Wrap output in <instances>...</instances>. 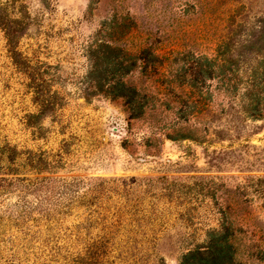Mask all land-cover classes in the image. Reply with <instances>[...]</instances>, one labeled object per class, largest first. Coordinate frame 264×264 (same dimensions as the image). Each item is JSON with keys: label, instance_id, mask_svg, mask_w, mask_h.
<instances>
[{"label": "rangeland", "instance_id": "374dc122", "mask_svg": "<svg viewBox=\"0 0 264 264\" xmlns=\"http://www.w3.org/2000/svg\"><path fill=\"white\" fill-rule=\"evenodd\" d=\"M99 41L161 61L129 74L143 117ZM229 225L264 264V0H0V264H179Z\"/></svg>", "mask_w": 264, "mask_h": 264}, {"label": "trees", "instance_id": "16d2710c", "mask_svg": "<svg viewBox=\"0 0 264 264\" xmlns=\"http://www.w3.org/2000/svg\"><path fill=\"white\" fill-rule=\"evenodd\" d=\"M130 28L131 27L127 26L126 30L129 31ZM112 42L113 41H99L96 45V49L103 55L104 60H106L104 63L106 64V67L104 70H106L112 64V70L105 72L112 75L116 74V72L118 71L117 75H115V78H113L111 81H107L105 84H102V86L106 87V90L102 91L100 89V91L103 92L108 98L121 99L124 102L126 113L128 114L129 119L141 118L145 115L146 112L144 105L140 103V100L142 99L140 97L141 92L137 85H132L130 83L128 78L129 74L134 70H138L140 74H142L143 72H148L150 65L148 64V62L146 63V59L144 57H141V54L145 53L146 49L143 48L138 51V54L132 58L133 64L124 66V63L118 56L114 57L115 62L112 61L110 59L109 53L117 50L120 53L123 52V55H127L129 57V52H124L117 47L113 48ZM104 51H106V54ZM153 58L157 59L158 57L154 56ZM223 62V64H225V61ZM159 63H161V61L158 60V65H153V67L150 68L153 69L155 74H158L161 71ZM213 63L215 64V60H209L205 58V65L202 67L198 66L197 64H191L189 66L182 64L180 67H177L174 72H171L170 70V74L168 76V79L170 80L164 84V87H162L161 91H169V93L167 94L169 96L173 94L174 89L182 90L184 88H196L199 81L202 80V76L206 75V73L207 78H210L213 76L212 74L214 73V71H216L217 69H223V64H218L216 66L213 65L211 67ZM117 68H119V70H116ZM249 85L251 86V84ZM182 97H186V94H183ZM251 117L260 118V115H251ZM174 132L175 134H178L180 131ZM166 136L172 141L178 140L180 138H185L180 137V135L171 134H168ZM232 228L233 225H229V227H227L226 233L220 232L211 234L210 244L207 247L203 248L202 250L196 249L195 251H189L188 253L183 255L179 264H235L234 258L236 257L237 252L234 249V243L229 239L234 234L233 230H231Z\"/></svg>", "mask_w": 264, "mask_h": 264}]
</instances>
